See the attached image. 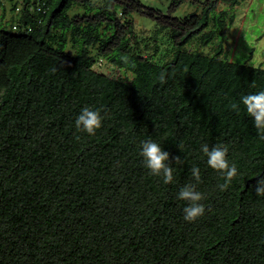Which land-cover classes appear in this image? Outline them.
<instances>
[{
	"label": "trees",
	"instance_id": "1",
	"mask_svg": "<svg viewBox=\"0 0 264 264\" xmlns=\"http://www.w3.org/2000/svg\"><path fill=\"white\" fill-rule=\"evenodd\" d=\"M184 1L155 17L139 0H18L11 29L1 20L0 264H264V196L250 187L264 140L240 105L264 89V68L189 47L214 40V19L224 30L217 2L239 0L173 17ZM135 13L157 20L152 36L136 35ZM85 106L102 114L94 134L74 124ZM147 139L170 153L173 182L144 166ZM204 143L227 146L238 168L223 190ZM193 165L205 210L189 222L176 193Z\"/></svg>",
	"mask_w": 264,
	"mask_h": 264
},
{
	"label": "rangeland",
	"instance_id": "2",
	"mask_svg": "<svg viewBox=\"0 0 264 264\" xmlns=\"http://www.w3.org/2000/svg\"><path fill=\"white\" fill-rule=\"evenodd\" d=\"M18 0H0V22L3 20V28L10 30L17 17V12L12 6ZM144 7L152 10L155 17L158 14L169 15L171 7L178 0H139ZM206 0H186L181 3L171 14L173 17L184 18L192 12H202ZM224 12H221L223 11ZM213 16L225 21L224 30L218 19H214L206 31H216V37L206 46L200 44V38H194L189 42V47L202 50L206 54L213 55L220 46L224 48L223 57L227 56L232 62L246 63L252 66L264 68V0H239V3L231 5L217 2V10ZM4 18V19H2ZM133 20L136 25L138 37L152 36L157 29V20L153 17L135 13ZM167 32V31H166ZM164 35H168L164 33ZM164 43H167L165 41ZM164 45L163 50L167 48ZM168 52L159 56L161 60L170 58ZM117 79L129 81L133 75L125 73L122 69L104 62L98 69Z\"/></svg>",
	"mask_w": 264,
	"mask_h": 264
},
{
	"label": "clouds",
	"instance_id": "3",
	"mask_svg": "<svg viewBox=\"0 0 264 264\" xmlns=\"http://www.w3.org/2000/svg\"><path fill=\"white\" fill-rule=\"evenodd\" d=\"M127 60V57H122ZM240 105L244 112L252 118L257 136L264 140V89L248 92L240 96ZM237 107V105H234ZM75 127L87 134H94L102 126V114L99 110L89 106L82 107L74 119ZM200 150L206 157V164L220 173L225 178V183L218 185L223 190L228 182L238 175V168L235 163L228 159L229 149L220 144H201ZM139 154L144 166L150 174L160 177L164 184L173 182V164L170 162V153L162 147L155 139H147L140 142ZM172 159L175 163H183L180 156ZM191 180L179 187L176 197L185 201L183 207V219L194 221L204 213V205L201 203L202 193L197 190L196 182L201 179L200 168L193 165L190 169ZM259 196H264V175L257 177L250 186Z\"/></svg>",
	"mask_w": 264,
	"mask_h": 264
},
{
	"label": "built area",
	"instance_id": "4",
	"mask_svg": "<svg viewBox=\"0 0 264 264\" xmlns=\"http://www.w3.org/2000/svg\"><path fill=\"white\" fill-rule=\"evenodd\" d=\"M43 4H44V2L38 1L37 9H38V10H41V9L43 8V7H42ZM34 9H35V6H34V4H32L31 7H29V10H30V11H33ZM20 10H21V7H18V8H17V11H20ZM13 29H14L15 31H18V30L21 29V27H20L18 24H16V25L13 26ZM27 30L29 31V30H31V28L29 27ZM103 64H104L103 60L100 59V60L98 61V65H97L98 68H97V69H99V67L102 66Z\"/></svg>",
	"mask_w": 264,
	"mask_h": 264
}]
</instances>
